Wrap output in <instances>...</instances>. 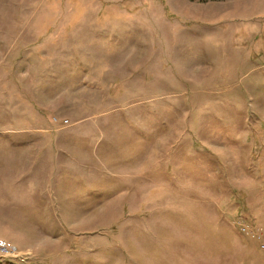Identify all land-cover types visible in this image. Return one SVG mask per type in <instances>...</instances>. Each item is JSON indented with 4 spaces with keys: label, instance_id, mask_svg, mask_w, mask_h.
Segmentation results:
<instances>
[{
    "label": "rangeland",
    "instance_id": "374dc122",
    "mask_svg": "<svg viewBox=\"0 0 264 264\" xmlns=\"http://www.w3.org/2000/svg\"><path fill=\"white\" fill-rule=\"evenodd\" d=\"M0 264H264V0H0Z\"/></svg>",
    "mask_w": 264,
    "mask_h": 264
},
{
    "label": "built area",
    "instance_id": "2783aa9c",
    "mask_svg": "<svg viewBox=\"0 0 264 264\" xmlns=\"http://www.w3.org/2000/svg\"><path fill=\"white\" fill-rule=\"evenodd\" d=\"M0 248H1V250L6 251L5 254H9L10 251L13 249L12 247H10L9 244L7 245L5 242L0 243Z\"/></svg>",
    "mask_w": 264,
    "mask_h": 264
},
{
    "label": "trees",
    "instance_id": "16d2710c",
    "mask_svg": "<svg viewBox=\"0 0 264 264\" xmlns=\"http://www.w3.org/2000/svg\"><path fill=\"white\" fill-rule=\"evenodd\" d=\"M190 1L206 2V1H223V0H190Z\"/></svg>",
    "mask_w": 264,
    "mask_h": 264
}]
</instances>
